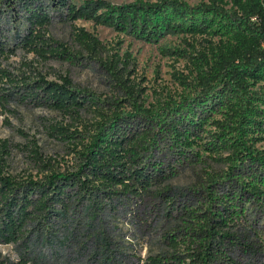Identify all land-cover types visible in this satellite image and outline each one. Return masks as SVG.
<instances>
[{
  "label": "trees",
  "instance_id": "16d2710c",
  "mask_svg": "<svg viewBox=\"0 0 264 264\" xmlns=\"http://www.w3.org/2000/svg\"><path fill=\"white\" fill-rule=\"evenodd\" d=\"M77 20L146 43L168 35L219 39L207 48L211 57L199 52L195 88L146 105L127 52ZM56 23L70 27L74 45L55 35ZM19 48L87 64L126 96L102 100L67 75L48 79L30 63L29 72L0 65V115L34 107L68 118L69 126L49 123L46 130L75 159L57 168L34 144L30 156L40 171L13 174L11 144L0 138V244L18 253L0 264H44L48 256L41 260L36 250L48 242L58 245L50 257L61 261L67 247L84 248L86 239L95 240L93 256L104 255L102 264H124L110 249L119 217L131 213L141 227L152 225L130 211L136 203L158 214L161 228L148 255L132 264H264L257 215L264 213V93L257 89L264 82V0H0V59ZM187 167L196 181L173 186Z\"/></svg>",
  "mask_w": 264,
  "mask_h": 264
},
{
  "label": "rangeland",
  "instance_id": "374dc122",
  "mask_svg": "<svg viewBox=\"0 0 264 264\" xmlns=\"http://www.w3.org/2000/svg\"><path fill=\"white\" fill-rule=\"evenodd\" d=\"M80 2L83 0H74ZM114 4L129 3L134 0H108ZM154 1V0H151ZM191 5H196L201 1L207 0H186ZM74 25L84 27L88 31L96 34L102 41L108 43L109 47L114 48L121 55L127 52L130 60L131 77L134 83L140 88L141 96L146 105L157 104L158 102L171 98H179L182 94L190 92L196 84V68L201 62L198 58L199 52H206L211 57L207 49L211 43H215L219 38H211L212 42L207 43L202 37L168 35L157 43H146L135 40L124 34L117 33L111 28L95 25L93 22L77 20ZM70 27L65 24L56 23L54 25L55 35L69 44L71 41ZM74 45V44H73ZM167 49L174 53H167ZM32 65L35 72L40 73L48 79H55L58 75H67L72 78L75 86L85 89L96 97L104 100H113L115 97H125L124 92H119L110 82L108 77L101 71L90 68L87 64L80 66L73 65L64 61L54 59L43 60L33 54L27 53L19 48L15 53L9 52L8 55L0 59L1 67L10 70L28 71V64ZM29 72V71H28ZM257 89L264 93V82L257 85ZM14 115H0V138L7 139L11 144V157L9 159V169L13 174L37 173L41 168L36 167L30 156V148L37 144L40 152L46 158L54 163V166L60 169L71 167L75 163L71 149L58 140L50 137L46 130L49 123L60 122L62 125L69 126L71 121L64 118L57 112L43 110L34 107H21ZM89 120L92 116H87ZM78 128L79 125H75ZM165 146V144L163 145ZM199 148L196 147V150ZM161 150H166L161 148ZM160 151L155 153L160 156ZM216 166V162L211 161ZM217 166H221L218 164ZM218 168V167H217ZM196 181V175L190 168H182L178 176L172 180V185L185 189ZM132 206L130 211L138 212L139 218L148 220L152 225L149 228L141 227L140 223L134 218V215L128 213L121 215L116 222L117 228L112 235L111 250L116 251L115 257L123 258L124 264L136 262V258H145L153 248V236L155 230L161 228L158 214L150 212V207L138 208ZM140 207V206H139ZM139 209V210H138ZM150 213V214H149ZM257 215L264 217V213L258 212ZM259 219L261 227L264 228V218ZM157 226V227H156ZM84 248L67 247V251L62 252L61 261H55L50 257L53 247L50 242L41 243L36 252L37 257L48 258L42 260L44 264H102L105 260L104 255L93 256L95 249V240L86 239ZM58 243V240H55ZM126 255V256H125ZM18 258V253L12 245L0 244V260H13ZM116 261L115 264H117Z\"/></svg>",
  "mask_w": 264,
  "mask_h": 264
}]
</instances>
